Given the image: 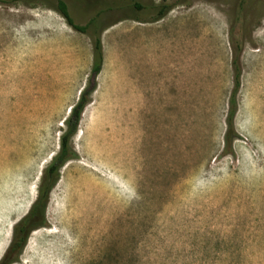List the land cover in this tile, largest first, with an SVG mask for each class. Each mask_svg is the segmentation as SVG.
<instances>
[{"label": "rangeland", "instance_id": "obj_1", "mask_svg": "<svg viewBox=\"0 0 264 264\" xmlns=\"http://www.w3.org/2000/svg\"><path fill=\"white\" fill-rule=\"evenodd\" d=\"M64 1L79 25L100 14L103 64L11 264H264V0ZM91 66L49 1L0 4V259Z\"/></svg>", "mask_w": 264, "mask_h": 264}, {"label": "trees", "instance_id": "obj_2", "mask_svg": "<svg viewBox=\"0 0 264 264\" xmlns=\"http://www.w3.org/2000/svg\"><path fill=\"white\" fill-rule=\"evenodd\" d=\"M29 0H0V4L11 5L17 2ZM52 4L53 9L58 12L74 31L82 34H89L92 38V66L90 75L86 85L81 89L77 102L70 107L67 118L64 120V130L60 136L59 151L54 154L49 163L43 168L40 181L37 187V194L32 202L28 212L15 224L12 239L0 259V264L13 263L23 250L29 234L46 224V208L49 196L56 185L60 170L63 165L75 157V153L71 148V139L77 133L78 125L82 112L90 101L91 94L96 88V77L101 71L103 64L102 43L99 34L100 30V14H96L90 18L85 25H79L71 16L67 4L64 0H47ZM165 13V10L159 12L158 20ZM232 67L234 70L233 90L228 102V111L225 119L226 129L224 133V144L229 146L234 137V118L237 111V94L240 87L241 69L237 58L232 59Z\"/></svg>", "mask_w": 264, "mask_h": 264}]
</instances>
